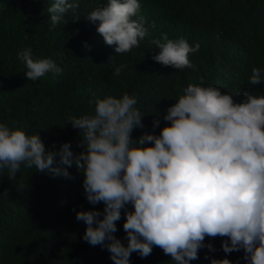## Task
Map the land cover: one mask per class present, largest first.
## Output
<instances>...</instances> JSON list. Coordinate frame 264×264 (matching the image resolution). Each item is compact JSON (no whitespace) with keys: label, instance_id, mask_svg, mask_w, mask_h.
<instances>
[{"label":"clouds","instance_id":"obj_1","mask_svg":"<svg viewBox=\"0 0 264 264\" xmlns=\"http://www.w3.org/2000/svg\"><path fill=\"white\" fill-rule=\"evenodd\" d=\"M77 7L76 0H54L47 8L49 28ZM140 7V0H106L87 20L99 21L96 31L116 53H127L143 40L160 49L154 61L191 67L188 56L199 44L190 46L166 34L157 38L158 29L151 28ZM17 55L31 81L61 71L50 58H33L31 48ZM124 67L116 66L114 75ZM262 71L252 68L251 85L264 83ZM182 93L163 115L170 123L159 134L136 139L130 134L143 127V116L134 107L135 95L97 98L94 114L68 118L83 132L84 150L78 154L70 142L46 150L38 133L26 134L0 122V169L6 167L10 179L21 164L70 177L64 166L75 164L87 201L103 203L102 211L76 212V219L86 225L81 238L107 249L114 264H130L133 252L146 257L153 246L170 255L172 264H190L199 249L215 251L204 242L206 236L227 237L220 249L225 254L242 249L245 264H264V96L245 91L243 102L236 103L217 87L192 83ZM158 125L154 120L152 127ZM122 209L126 245L114 235ZM210 264L232 262L225 257Z\"/></svg>","mask_w":264,"mask_h":264},{"label":"trees","instance_id":"obj_2","mask_svg":"<svg viewBox=\"0 0 264 264\" xmlns=\"http://www.w3.org/2000/svg\"><path fill=\"white\" fill-rule=\"evenodd\" d=\"M53 2L0 0V122L26 134L38 133L46 150L63 142H70L74 154L84 150L83 132L68 118L94 114L97 98L135 95L134 107L143 116V127L130 134L136 139L159 134L170 123L163 115L189 83L217 87L236 103L243 102L245 91L264 96V83H249L252 68L264 70V0H140L139 11L158 29L157 38L166 34L190 46L199 44L188 56L192 66L182 69L154 61L160 49L143 40L122 54L107 45L96 31L99 21L87 20L106 0H76L78 7L50 29L47 8ZM25 48H31L33 58H50L61 71L29 80L17 55ZM121 64L125 67L114 75ZM154 120H159L156 128ZM64 167L70 177L21 164L10 179L8 169H0V264H114L107 249L81 238L86 225L76 219L77 211H102L103 203L87 201L75 164ZM123 212L114 235L126 245ZM222 239L227 237L206 236L204 242L215 251L199 249L190 264L225 257L232 264H245L242 249L227 254L220 249ZM171 259L159 246L143 258L130 254V264H172Z\"/></svg>","mask_w":264,"mask_h":264},{"label":"bare ground","instance_id":"obj_3","mask_svg":"<svg viewBox=\"0 0 264 264\" xmlns=\"http://www.w3.org/2000/svg\"><path fill=\"white\" fill-rule=\"evenodd\" d=\"M9 11V10H8ZM132 59V58H131ZM126 92V91H125Z\"/></svg>","mask_w":264,"mask_h":264}]
</instances>
